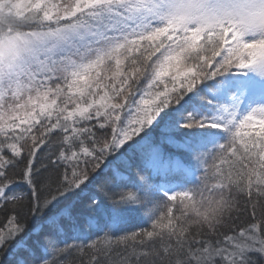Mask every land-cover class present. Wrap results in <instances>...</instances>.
<instances>
[{
    "label": "snow or ice",
    "instance_id": "obj_1",
    "mask_svg": "<svg viewBox=\"0 0 264 264\" xmlns=\"http://www.w3.org/2000/svg\"><path fill=\"white\" fill-rule=\"evenodd\" d=\"M193 2L0 0L8 264H264V35L188 23Z\"/></svg>",
    "mask_w": 264,
    "mask_h": 264
},
{
    "label": "clouds",
    "instance_id": "obj_2",
    "mask_svg": "<svg viewBox=\"0 0 264 264\" xmlns=\"http://www.w3.org/2000/svg\"><path fill=\"white\" fill-rule=\"evenodd\" d=\"M176 9L185 16L193 17L188 23L203 21L214 24L218 19H235L242 21V35H264V0H194L183 6L177 5ZM260 64H264V60L253 64L249 72L264 79L258 70Z\"/></svg>",
    "mask_w": 264,
    "mask_h": 264
},
{
    "label": "trees",
    "instance_id": "obj_3",
    "mask_svg": "<svg viewBox=\"0 0 264 264\" xmlns=\"http://www.w3.org/2000/svg\"><path fill=\"white\" fill-rule=\"evenodd\" d=\"M28 30V29H25ZM159 55V53H157ZM234 72L236 71H245V70H240V69H233ZM167 79V77H165ZM143 83V81H141ZM212 81H204V82H199L198 87L203 88L205 84H211ZM247 110V102L241 106V112H244ZM157 139H159L162 135L159 131L155 134ZM165 135V140L163 142V149L166 153H169L173 158H180L182 160H187L186 152L184 149L179 147L180 141L179 139L174 135V134H163ZM170 136L171 139H168L167 137ZM118 167L123 170L124 166L123 164H118ZM195 174L194 175H189L188 176V183L183 184V187L185 188H190L193 190H199L202 187L201 184V177L204 175L203 171L200 169L198 166L196 169H194ZM173 183L180 185L181 181H174ZM78 209L81 211H85L83 209L82 204H78ZM177 207H179V201H177ZM174 212H176V209H173ZM249 217H242L241 218V223H247ZM3 221V216L0 215V222ZM153 220L149 219L147 216L143 215H137L132 217L128 223L122 226V229L117 232V236H122L125 234H130L132 231H140V230H149L151 228ZM35 223H39V221L33 222L31 219L29 220V224L31 227L35 226ZM36 237H32V239H35ZM215 238V237H213ZM31 243V241H29ZM125 245L123 243L117 245L115 240L113 241L112 248L113 249H118L120 251H123ZM90 254V253H89ZM113 258H116L115 253L113 254ZM11 259L10 257H0V264H8V260Z\"/></svg>",
    "mask_w": 264,
    "mask_h": 264
}]
</instances>
